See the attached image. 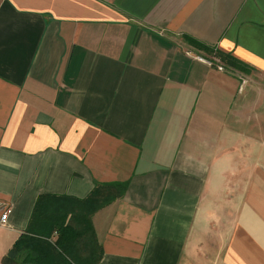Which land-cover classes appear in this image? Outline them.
Segmentation results:
<instances>
[{
  "label": "crops",
  "instance_id": "crops-1",
  "mask_svg": "<svg viewBox=\"0 0 264 264\" xmlns=\"http://www.w3.org/2000/svg\"><path fill=\"white\" fill-rule=\"evenodd\" d=\"M115 181L96 264H264V0H0V264L41 194Z\"/></svg>",
  "mask_w": 264,
  "mask_h": 264
},
{
  "label": "trees",
  "instance_id": "trees-1",
  "mask_svg": "<svg viewBox=\"0 0 264 264\" xmlns=\"http://www.w3.org/2000/svg\"><path fill=\"white\" fill-rule=\"evenodd\" d=\"M194 47L218 56L226 67L248 73L250 69L230 55L189 38ZM200 52V51H198ZM202 54V53H199ZM128 182H96L85 198L41 194L26 231L15 241L4 264H96L101 258L100 244L92 215L124 197Z\"/></svg>",
  "mask_w": 264,
  "mask_h": 264
},
{
  "label": "built area",
  "instance_id": "built-area-1",
  "mask_svg": "<svg viewBox=\"0 0 264 264\" xmlns=\"http://www.w3.org/2000/svg\"><path fill=\"white\" fill-rule=\"evenodd\" d=\"M199 59L203 60L209 65L216 66L219 70H225L227 67L218 56L209 57L205 54H196ZM11 213V206L9 203L0 200V226L8 224L9 215Z\"/></svg>",
  "mask_w": 264,
  "mask_h": 264
},
{
  "label": "rangeland",
  "instance_id": "rangeland-1",
  "mask_svg": "<svg viewBox=\"0 0 264 264\" xmlns=\"http://www.w3.org/2000/svg\"><path fill=\"white\" fill-rule=\"evenodd\" d=\"M247 74H248V73H247ZM240 76H243V75L240 74Z\"/></svg>",
  "mask_w": 264,
  "mask_h": 264
}]
</instances>
